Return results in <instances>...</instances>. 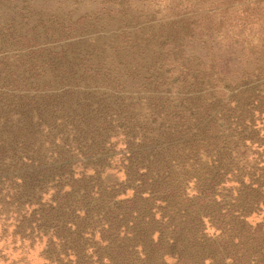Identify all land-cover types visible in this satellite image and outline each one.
Masks as SVG:
<instances>
[{
    "label": "rangeland",
    "instance_id": "obj_1",
    "mask_svg": "<svg viewBox=\"0 0 264 264\" xmlns=\"http://www.w3.org/2000/svg\"><path fill=\"white\" fill-rule=\"evenodd\" d=\"M0 264H264V0H0Z\"/></svg>",
    "mask_w": 264,
    "mask_h": 264
}]
</instances>
